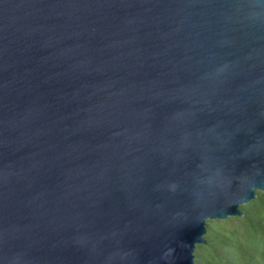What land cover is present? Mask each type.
I'll list each match as a JSON object with an SVG mask.
<instances>
[{"label": "water", "instance_id": "obj_1", "mask_svg": "<svg viewBox=\"0 0 264 264\" xmlns=\"http://www.w3.org/2000/svg\"><path fill=\"white\" fill-rule=\"evenodd\" d=\"M264 193V0H0V264H194Z\"/></svg>", "mask_w": 264, "mask_h": 264}, {"label": "trees", "instance_id": "obj_2", "mask_svg": "<svg viewBox=\"0 0 264 264\" xmlns=\"http://www.w3.org/2000/svg\"><path fill=\"white\" fill-rule=\"evenodd\" d=\"M239 211L205 223V244L195 246L194 264H264V193L256 192Z\"/></svg>", "mask_w": 264, "mask_h": 264}]
</instances>
